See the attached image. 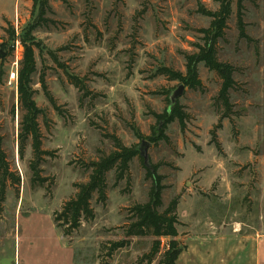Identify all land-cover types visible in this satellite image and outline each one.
Listing matches in <instances>:
<instances>
[{"label": "rangeland", "instance_id": "374dc122", "mask_svg": "<svg viewBox=\"0 0 264 264\" xmlns=\"http://www.w3.org/2000/svg\"><path fill=\"white\" fill-rule=\"evenodd\" d=\"M0 0V137L10 169L0 209V264H149L152 235L126 239L131 208L149 201L146 167L164 177L163 212L178 198L177 264H264V0L244 5L246 33L237 28V2L218 59L234 67L232 114L216 100L222 81L199 65V90L185 87L178 98L189 115L186 129L168 126L169 142H154L155 115L169 108L182 82L159 74L163 67L186 73V55L198 52L201 30L216 11L213 0ZM34 54L29 78L46 156L47 181L33 185L32 138L20 156L26 110L18 74L26 48ZM16 74L15 80L11 79ZM81 81L83 91L71 84ZM56 102L45 95L41 79ZM177 100V101H178ZM140 156L128 174L107 173V201L92 206L95 218L67 237L55 213L89 181L91 163L115 151V140ZM147 147L148 164L141 153ZM144 163V164H143ZM146 166V167H145ZM129 175V176H128ZM128 241L111 252L112 243ZM152 264H159L170 239L163 238Z\"/></svg>", "mask_w": 264, "mask_h": 264}, {"label": "trees", "instance_id": "16d2710c", "mask_svg": "<svg viewBox=\"0 0 264 264\" xmlns=\"http://www.w3.org/2000/svg\"><path fill=\"white\" fill-rule=\"evenodd\" d=\"M217 5L216 11H202V14L211 19V24L208 29L201 30L203 35L201 45H196L198 50L195 54L186 55V73L174 71L171 68L163 67L159 70V74L165 76L170 81L182 82L185 87L199 90L203 87L202 81L199 78V65L204 66L209 71H214L220 77L222 84L218 97L216 98L224 108L223 118H230L232 114V104L230 102V91L236 88L234 79L235 69L232 65L223 63L218 59V43L223 39L228 28V21L233 14L234 0H213ZM247 0H236L237 2V28L239 36L242 39L252 42V39L246 33V25L244 23V5ZM47 0H44L42 11L39 16V21H43L45 14V6ZM34 68V54L27 47L24 59L20 64L18 74V89L20 100L24 102L26 114L22 122L21 129V144L20 156L23 159L26 150L28 138H32L33 160L30 162L32 170V184L43 185L47 179L41 177V164L46 156L51 157L52 153L42 149V133L38 124V117L42 115V110L38 109L35 102L32 100L31 90L29 88V78ZM71 84L79 91L84 90L81 81L74 77H69ZM44 88V92L51 104L56 107V102L52 95L47 91L45 79L40 82ZM157 129L154 137H150L154 142L165 141L169 142V138L165 134L168 126L175 121H178L182 132L185 131L189 115L183 111L179 100L175 104L169 103V108L163 113L155 115ZM115 142V151L109 156L102 158L100 161L91 163L93 169L88 182L76 185L77 193L70 200L66 201L61 210L55 213L54 222L57 228L61 229L65 236L69 237L74 232L78 231L83 222H90L95 218V211L92 206L94 195H98V202L105 204L107 201V173L116 170V180L121 181L129 172L130 163L135 157L140 156V153L132 148L126 147L122 142L113 137ZM144 164V163H143ZM145 165V164H144ZM146 167V166H145ZM147 177L152 180V186L149 192V201L145 204H137L131 208V214L127 217V223L123 227L125 230L126 239L130 237H143L152 235L155 238L151 252L145 255L143 261L152 264L156 256L160 252L162 239H170L167 250L159 264H177L179 256L184 249L180 246L177 240L179 236L178 225L179 219L177 216V207L179 199L175 198L171 201L168 207L160 212L163 208V184L164 177L158 173L159 166L153 165L146 167ZM129 176V175H128ZM8 182L12 186L20 183L19 177L16 176L10 169L7 155L3 150L2 139L0 137V209L6 201ZM112 243V251L119 250L128 245L127 240Z\"/></svg>", "mask_w": 264, "mask_h": 264}, {"label": "water", "instance_id": "95a60500", "mask_svg": "<svg viewBox=\"0 0 264 264\" xmlns=\"http://www.w3.org/2000/svg\"><path fill=\"white\" fill-rule=\"evenodd\" d=\"M185 86H180L179 89L174 93L171 101L173 104H175L178 100L179 97L182 96L183 92H184ZM142 157L144 158V163L145 165L149 166L148 164V155H147V147L143 148V151L141 153Z\"/></svg>", "mask_w": 264, "mask_h": 264}, {"label": "built area", "instance_id": "2783aa9c", "mask_svg": "<svg viewBox=\"0 0 264 264\" xmlns=\"http://www.w3.org/2000/svg\"><path fill=\"white\" fill-rule=\"evenodd\" d=\"M15 77H16V74L13 73V74L11 75V79H12V80H15Z\"/></svg>", "mask_w": 264, "mask_h": 264}]
</instances>
